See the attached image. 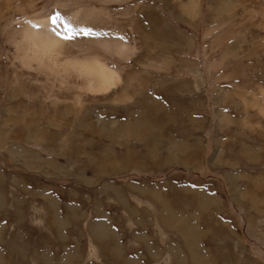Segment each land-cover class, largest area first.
<instances>
[{
  "label": "rangeland",
  "instance_id": "374dc122",
  "mask_svg": "<svg viewBox=\"0 0 264 264\" xmlns=\"http://www.w3.org/2000/svg\"><path fill=\"white\" fill-rule=\"evenodd\" d=\"M142 1L143 35L133 37L143 60L175 62L170 73L147 69L144 115L115 138L126 146L106 149V136L86 132L103 143L89 148L74 137L88 128L85 111L75 126L72 111L29 99L17 119L0 111V264H264V129L259 138L242 106L225 102L235 80L217 78L236 61L209 74L221 49L204 56L211 0L197 21L182 8L190 0ZM249 118L264 128L254 111ZM25 120L51 146L30 143Z\"/></svg>",
  "mask_w": 264,
  "mask_h": 264
},
{
  "label": "bare ground",
  "instance_id": "6f19581e",
  "mask_svg": "<svg viewBox=\"0 0 264 264\" xmlns=\"http://www.w3.org/2000/svg\"><path fill=\"white\" fill-rule=\"evenodd\" d=\"M247 3V0H211L208 9L212 19L205 32L209 43L204 56L208 58L221 48L208 66L211 75L236 61L217 80H235L234 88L224 91L225 102L234 100L242 106L244 127L255 130L260 138L263 126L260 123L253 126L249 117L254 111L264 119V68L260 66L264 62V0H254L256 5L249 9L253 3ZM201 4L202 0H190L182 8L197 21ZM236 5L242 9L240 17L244 21L234 14ZM56 12L73 28L91 29L100 35L75 34L64 39L67 33L63 22L52 31L54 26L49 17ZM146 13L142 0H0V111L5 112V122L17 119L16 109L28 106L24 100L29 99L32 108L51 106L55 113H59V108L72 111V126L82 122L81 114L85 111L89 115L88 128L74 137L84 140L89 148H103V143L85 139L86 132L106 136L109 139L106 149L126 146L115 138L127 136L132 119L144 115L146 86L142 82L147 69L170 73L175 62L171 56L160 62L143 60L147 55L145 44L143 40L137 43L134 37L142 38L141 19ZM152 52L158 55L156 48ZM244 60L256 64L245 65ZM249 67H253L254 78L245 77ZM134 68L136 72L132 75ZM251 85L253 90L248 89ZM5 93L8 97H1ZM223 115V120H230L228 114ZM25 121V129L31 134L30 143L51 146L45 140L46 135L31 131L30 121ZM5 127L0 128V133ZM76 146L73 142L69 147ZM4 147L5 143L0 141V148Z\"/></svg>",
  "mask_w": 264,
  "mask_h": 264
},
{
  "label": "snow or ice",
  "instance_id": "6c2138e0",
  "mask_svg": "<svg viewBox=\"0 0 264 264\" xmlns=\"http://www.w3.org/2000/svg\"><path fill=\"white\" fill-rule=\"evenodd\" d=\"M51 20L52 25L54 26L52 28V31L55 32V26L61 22H63L64 27L66 29V35L63 36L64 39H69L72 38L73 35L75 34H83L85 36H99L100 33H95L91 29L87 28H73L70 23L60 15L59 12L54 13L52 16L49 17ZM57 35H60L59 33H56ZM122 39V37H121Z\"/></svg>",
  "mask_w": 264,
  "mask_h": 264
}]
</instances>
